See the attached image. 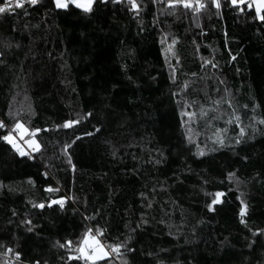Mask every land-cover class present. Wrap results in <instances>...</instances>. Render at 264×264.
<instances>
[{
	"label": "trees",
	"instance_id": "obj_1",
	"mask_svg": "<svg viewBox=\"0 0 264 264\" xmlns=\"http://www.w3.org/2000/svg\"><path fill=\"white\" fill-rule=\"evenodd\" d=\"M137 2L139 15L110 0L87 15L57 10L49 0L0 14V116L9 103L23 109L26 126L41 129L35 138L42 145L32 159L0 140V264H61L65 250L56 242H75L86 227L101 229L109 243L127 239L134 251L113 254L110 264H264V236L253 234L264 230V125L233 144L238 128L229 124L231 146L215 143L233 108L245 126L264 116V22L223 0L220 10L205 0L201 13L177 5L171 14L166 0ZM173 37L181 58L176 84L162 51ZM201 57L218 67L202 68ZM183 81L188 87L179 91ZM220 96L232 105L222 102L217 113L209 105ZM184 101L196 116L182 127ZM77 115L71 129L54 127ZM77 135L73 170L59 149ZM196 144L205 155L195 154ZM216 192L221 202L210 211ZM59 197H67L63 208L48 206ZM240 200L248 205L246 224ZM40 202L42 209L34 206ZM141 214L147 223L136 227ZM7 247L21 252L20 260L4 256ZM63 264L73 261L65 256Z\"/></svg>",
	"mask_w": 264,
	"mask_h": 264
},
{
	"label": "snow or ice",
	"instance_id": "obj_2",
	"mask_svg": "<svg viewBox=\"0 0 264 264\" xmlns=\"http://www.w3.org/2000/svg\"><path fill=\"white\" fill-rule=\"evenodd\" d=\"M109 2V0H49V3L54 5L55 9L57 10H63V11H73V10H79L83 14H91L94 12V5L97 3L105 4ZM111 3H126L129 5V11L133 12L135 15H139V12L141 10V4L137 2V0H110ZM152 3H158L160 0H151ZM169 13L171 14L176 10L177 5H182L185 9H191L194 13H201L202 10H205L209 5L205 2V0H166ZM41 3V0H11V2H7L5 0L4 3H0V14H4L6 12H15L16 9H23L25 4L30 6H36ZM210 5L213 6L215 9L220 10L222 8V2L221 0H210ZM223 6L229 7L231 10L236 11L238 13H250L254 20L264 22V0H223ZM25 15L28 13L25 12ZM164 43V41H161ZM177 42V38L173 37L170 44H167L165 48L162 49V51L165 53V63L168 65V68L170 70L169 79L173 82V84L177 83V65L180 64V56L178 53L174 50V45ZM10 47V45L6 46ZM197 49L199 48V45H196ZM4 53L0 51V58H2ZM175 59V63L171 62V59ZM236 56L231 54L230 51V59L235 60ZM203 60V63L201 64V67L205 66H211L213 68H217L218 65L213 60H209L206 58L201 57ZM0 63H3V60L0 59ZM192 76H196V73H192ZM188 81H183L180 84L177 85V88L179 91H183L188 87ZM220 83L223 84L224 81L220 80ZM220 91V90H217ZM223 93L225 95H230L228 93V89L224 88ZM178 92L174 91L172 95L174 97L178 96ZM27 98V97H26ZM226 103L230 108L232 105V102L230 99L225 100L224 96H220L215 100L211 101V104L209 105V108L214 112H219L218 106L222 103ZM177 103H180L179 100H177ZM193 103H196L193 101ZM191 105L188 104L187 101H184V109L181 111V125L182 127L185 124H190V122L194 119L196 116V113L187 111L186 109L190 107ZM244 108L247 109L248 106L244 105ZM21 109L20 111L13 110L12 104L9 103L8 111L7 113L0 116V130L7 129L6 134L0 135V140L6 142L8 145L11 146V148L18 153L21 157H29L34 159L32 157V153H39L41 151L42 145L40 142L35 138L36 133H39L41 131L40 128H32L30 126H26V123L22 120L21 117ZM29 111H31V107L29 106ZM233 115L225 122L226 127L224 129H217L215 133V143L219 145L220 147L225 146H231L230 144H226L225 141L229 139L227 136L228 127L229 124H234L238 128V132L235 133L234 139H232L231 143L233 144H240L243 142V138L245 135L248 134V128L250 127L252 131H256V124L259 123L260 125H264V116L259 117L258 119L254 117H249L250 124L245 126L242 123L240 115L236 112V110L232 109ZM200 115L204 116L206 115L205 109L203 106L200 107ZM92 113L88 112L84 114V118L91 117ZM187 116L189 118L188 121H185L183 117ZM214 118H219L214 117ZM81 117L77 115L75 119H68L64 121L62 125H55L54 127L56 129L60 128H66L71 129L73 125H76L80 122ZM210 123V121H209ZM48 129H45L47 131ZM95 131H99V129H95ZM191 127L187 130V138L188 142L192 143V137H191ZM223 133V134H221ZM93 133H83L82 135H92ZM80 136H75L71 142H65L60 147V151L64 153V156L66 158L67 165L71 167L73 170H75V165L72 163V157L70 153V148L72 143L75 142V140L79 139ZM251 138V136H249ZM206 147V146H205ZM27 149V150H26ZM216 149L213 148L211 151H215ZM115 151L113 152V155H115ZM196 155L202 156L205 155V148L201 147L199 144H196ZM59 159V156L56 157ZM244 159H247V157H244ZM156 163H160L159 160L156 161ZM44 176H48L47 172L43 173ZM229 179H235L237 182V185H239L240 181L239 178L236 177L235 172L228 173ZM30 182L31 178H29ZM58 188H53L51 186H48L46 188V191L50 193H54L58 191ZM155 191V189H153ZM144 193H141V196L144 197ZM213 198L211 203L207 205L209 210H214L213 205L220 203V197L223 195L221 192H216L215 194H212ZM241 196H243V193H241ZM67 197H59L57 199H49L47 201V204L49 207L52 205H59L61 208L64 207V203ZM239 199V197H238ZM241 207L239 209V214L241 216V222L246 224V221L243 219V217L247 214V208L248 205L244 202V200H240ZM38 208H44L45 202H40L34 205ZM148 207H151V201L147 204ZM16 213L13 212V215ZM147 223L146 220L143 219V214H141V221L137 223L136 227L140 226V223ZM22 223H26L28 225H32L31 220L22 221ZM34 226L28 227V231L31 232L33 230ZM130 231H135V229H130ZM256 233H259L261 236H264V230L262 229H256V231L253 233L254 235ZM99 237V238H98ZM130 238V237H129ZM2 246V245H0ZM54 246H58L61 249L65 250V256L67 260L73 261V264H76L78 261H83V264H97L98 261H104V264H110V261L107 259L108 257H111L113 254L116 255L117 258L123 257L125 255V252H133L134 250L127 245V239L125 240H119L116 239L113 242L109 243L103 239V231L101 229L95 228V227H86L82 235L76 240L75 242L72 240H66L64 243H60L59 241L56 242ZM123 250V251H122ZM9 253H14V257L16 260H20L21 258V252L15 251L11 247H7L3 253L4 256H8ZM65 256L59 257L61 264L65 261ZM7 264H13L12 261H8ZM31 264H41V261L39 260H33L31 261ZM43 264H48L47 261H43Z\"/></svg>",
	"mask_w": 264,
	"mask_h": 264
},
{
	"label": "built area",
	"instance_id": "obj_3",
	"mask_svg": "<svg viewBox=\"0 0 264 264\" xmlns=\"http://www.w3.org/2000/svg\"><path fill=\"white\" fill-rule=\"evenodd\" d=\"M5 2V0H3L2 2H0V3H4ZM7 2H11V0H7ZM33 154V153H32Z\"/></svg>",
	"mask_w": 264,
	"mask_h": 264
},
{
	"label": "rangeland",
	"instance_id": "obj_4",
	"mask_svg": "<svg viewBox=\"0 0 264 264\" xmlns=\"http://www.w3.org/2000/svg\"><path fill=\"white\" fill-rule=\"evenodd\" d=\"M27 150V149H26ZM99 238V237H98Z\"/></svg>",
	"mask_w": 264,
	"mask_h": 264
}]
</instances>
